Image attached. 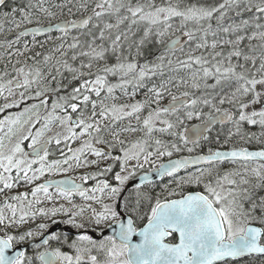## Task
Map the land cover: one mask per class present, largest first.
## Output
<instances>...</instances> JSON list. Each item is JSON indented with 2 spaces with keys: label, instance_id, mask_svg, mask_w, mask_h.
I'll return each mask as SVG.
<instances>
[{
  "label": "snow or ice",
  "instance_id": "snow-or-ice-1",
  "mask_svg": "<svg viewBox=\"0 0 264 264\" xmlns=\"http://www.w3.org/2000/svg\"><path fill=\"white\" fill-rule=\"evenodd\" d=\"M0 264H264V0H0Z\"/></svg>",
  "mask_w": 264,
  "mask_h": 264
},
{
  "label": "flooded vegetation",
  "instance_id": "flooded-vegetation-1",
  "mask_svg": "<svg viewBox=\"0 0 264 264\" xmlns=\"http://www.w3.org/2000/svg\"><path fill=\"white\" fill-rule=\"evenodd\" d=\"M43 39V38H41ZM140 174V173H137V175ZM158 183H157V187L154 189V192L156 194H161V190H162V186L164 184H167V181H168V177H165L163 180H156ZM91 183V182H89ZM22 190V189H21ZM127 191L128 189L125 190V193H122V195H126L127 194ZM163 195H166V193H163ZM58 219H62V217L58 218ZM40 221H37V223H39ZM54 226V225H53ZM26 227H35L34 224H29V225H26ZM58 230H64V226L63 225H58L57 226V229L55 231H58ZM49 231V230H48ZM68 231H72L71 229H69ZM47 234V233H46ZM40 239H42V237L40 236H37L36 237V240L39 241ZM21 247H24V246H20L18 245L17 248H21ZM28 254L31 255V249H28Z\"/></svg>",
  "mask_w": 264,
  "mask_h": 264
},
{
  "label": "water",
  "instance_id": "water-1",
  "mask_svg": "<svg viewBox=\"0 0 264 264\" xmlns=\"http://www.w3.org/2000/svg\"><path fill=\"white\" fill-rule=\"evenodd\" d=\"M141 175H142V173L138 174L137 177H139V176H141ZM155 180H160V179H159V177H156ZM131 183H133V182H130V184H131ZM57 226H58V225H54V226H52V228L49 229V232H50V231H55V230L57 229ZM17 249L19 250V248H17Z\"/></svg>",
  "mask_w": 264,
  "mask_h": 264
},
{
  "label": "rangeland",
  "instance_id": "rangeland-1",
  "mask_svg": "<svg viewBox=\"0 0 264 264\" xmlns=\"http://www.w3.org/2000/svg\"><path fill=\"white\" fill-rule=\"evenodd\" d=\"M139 98H140V97L138 96L137 99H139ZM181 175H183V173H181ZM169 180H170V178H168L167 184L169 183ZM77 202H80V201L77 200ZM58 218H60V217H58Z\"/></svg>",
  "mask_w": 264,
  "mask_h": 264
}]
</instances>
